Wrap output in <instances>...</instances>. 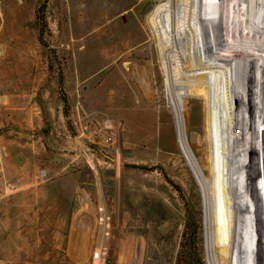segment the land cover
<instances>
[{
  "label": "rangeland",
  "instance_id": "1",
  "mask_svg": "<svg viewBox=\"0 0 264 264\" xmlns=\"http://www.w3.org/2000/svg\"><path fill=\"white\" fill-rule=\"evenodd\" d=\"M206 1L173 0L171 41L165 0H0V264H253L238 114L261 96L234 86L255 62L204 56Z\"/></svg>",
  "mask_w": 264,
  "mask_h": 264
},
{
  "label": "bare ground",
  "instance_id": "2",
  "mask_svg": "<svg viewBox=\"0 0 264 264\" xmlns=\"http://www.w3.org/2000/svg\"><path fill=\"white\" fill-rule=\"evenodd\" d=\"M219 1L220 3L217 2V0H207L206 3H201L205 7L206 11L203 13L198 12L195 22L199 25V31L202 39V50L205 57L206 55L207 57L211 55L212 58L222 59L225 62L234 64V70L238 69L250 74L252 72L251 64H254L255 62L253 66L255 70H253V73L257 75L256 80L248 79L247 81H244L243 88L238 84L234 86L235 88L233 87L235 92L237 91V94L238 91L239 93L240 91L243 92L240 94L241 96L239 95L240 97L238 99V103L241 108L243 107V104L246 103V100H244L245 95H256L257 97L261 96V98H257V105L251 107V109L249 108V110L247 109L249 112L244 109V111L247 112L245 116L243 114L240 115V112L238 114L239 119H241V117H245V123L249 129V142L247 147L244 148L242 146L244 134L240 132L237 143L240 146L239 148H241V153L243 149H247L249 151L250 158L252 160L251 168L253 169H251L249 174H246V176L245 174H242L243 179L247 180V182L250 181L249 184L252 197L251 204H243V210H241L242 214L240 215L241 218L236 225V231L238 233L239 241L243 246L245 240L247 239L246 233L248 231L249 213V234L251 237L255 236V238L251 240L252 245L253 248L256 246L259 249L258 253H255V255L252 254V263L264 264V197L262 198L260 190L258 189L261 181H259V184L257 183L258 179L255 174L256 169L254 170V162H256V158L257 161L259 158V163L257 162V165L260 167V180H263L264 166L262 159H264V157L262 154V148L259 144L256 145V143L261 142L262 136H260V131L262 128L264 131V103L262 102L261 94L263 90H260L264 79V0H227L226 4L229 5V8L226 9V13H228L227 16H223L221 13V6H223L222 3H224V0ZM172 2L173 0H165L161 11L168 17L167 31L172 38L169 39L171 41L179 38L176 34L180 35L182 33L181 31H189L191 27L189 26L188 19L186 18L184 12L183 15L180 16L178 15L176 7L175 11L172 10ZM260 3L261 6L259 5ZM246 4L250 5V8ZM199 73H195L199 75L197 78L199 81L197 83L199 84L194 85L195 82L192 81V86H194L193 89L191 88L192 90L197 89L198 92L207 94L219 91L218 87H216V85L212 82L214 79L209 80L206 77L207 73L204 71ZM189 83L191 82H188V84ZM188 91L189 90H184L181 94H187ZM252 114L256 117L255 125L252 120ZM254 199H257V201H254ZM237 264H240V261Z\"/></svg>",
  "mask_w": 264,
  "mask_h": 264
}]
</instances>
